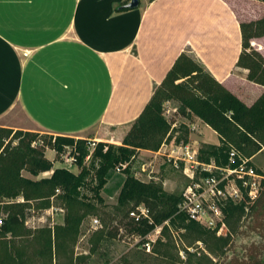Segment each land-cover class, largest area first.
Masks as SVG:
<instances>
[{"label":"crops","instance_id":"0c3cea01","mask_svg":"<svg viewBox=\"0 0 264 264\" xmlns=\"http://www.w3.org/2000/svg\"><path fill=\"white\" fill-rule=\"evenodd\" d=\"M130 2L0 0V127L119 143L183 53L247 106L264 94L237 65L260 1ZM251 45L264 56V37ZM195 119L191 137L207 128L219 144Z\"/></svg>","mask_w":264,"mask_h":264},{"label":"trees","instance_id":"16d2710c","mask_svg":"<svg viewBox=\"0 0 264 264\" xmlns=\"http://www.w3.org/2000/svg\"><path fill=\"white\" fill-rule=\"evenodd\" d=\"M241 32L243 49L237 65L248 70L250 82L264 87V56L251 45L253 39L264 37V17L242 23ZM163 98L179 101L178 111L183 117L194 115L219 134L221 145L200 151L199 159L203 162L214 160L218 165L226 166L233 148L243 150L254 146L256 154L264 147V94L252 106H247L202 65L183 53L121 145L98 142L89 166L85 164L90 154V143L86 139L0 127V243L9 234L12 237L18 235L24 225L28 203L39 199L48 202L57 190L65 201H77L86 198L82 192L85 188H90L101 201L100 194L109 191L107 186L111 181L115 182L114 191H119V204L130 205L123 218L126 222L120 221L119 228L129 236L139 237L142 243L157 228H165L166 223L180 221L189 228L198 227V222L180 212L182 194L168 193L162 183L142 182L132 171L137 153L140 150L158 151L170 131L171 123L163 117ZM68 149L75 156L74 165L80 169L78 173L65 167L54 168L55 163L64 162ZM47 150L55 152L54 160L46 156ZM122 165L126 167L122 169ZM118 167L121 168L120 175L116 174ZM51 171L49 177L37 179ZM23 172L34 179L25 177ZM258 173L264 177V173ZM18 197L23 203L16 201ZM141 205L149 209L150 218L136 221L130 217V212ZM258 210L264 213V179L255 202H249L244 195L240 201L230 200L223 207L229 223H239L246 211L253 216ZM109 234L115 238L118 233L109 231ZM5 259L0 260V264H9V259ZM253 264L264 262L256 260Z\"/></svg>","mask_w":264,"mask_h":264},{"label":"rangeland","instance_id":"374dc122","mask_svg":"<svg viewBox=\"0 0 264 264\" xmlns=\"http://www.w3.org/2000/svg\"><path fill=\"white\" fill-rule=\"evenodd\" d=\"M248 4L253 12H261L264 8L262 2ZM179 106V101L163 98V117L171 123V128L160 149L156 151L160 154L155 156L140 150L132 163V171L137 179L145 183H162L165 191L174 194H182L190 182L184 174V161L177 159L184 156L185 149L189 147L196 151L199 158L200 151H208L211 147L221 145V138L220 143L216 144L214 132L207 128L204 132L199 130L197 136L191 137L196 131L190 127V121L192 119L195 122L196 116L183 117L178 111ZM33 132L49 135L39 129ZM203 135L204 139L200 140ZM121 143L122 141L111 144ZM92 149L89 147L90 158H86V166L91 163ZM254 150V146L237 149L243 157L251 160L257 172L264 173V147L256 154ZM46 156L50 160L55 158V154L50 150L46 151ZM59 167H65L75 173L80 172V169L71 163H55L54 168ZM51 174L52 171L43 173L37 179L49 177ZM116 174L122 173L116 171ZM23 175L33 178L27 172H23ZM165 178L170 180L171 184L164 185ZM114 186L115 182L111 181L107 186L109 191L101 192V201L90 188H85L82 192L86 198L77 201H65L59 196L60 192H56L48 202L39 199L28 203L24 225L18 230V235L12 237L9 234L2 238L0 260L8 258L9 264H253L256 260L264 262L263 211L258 210L253 216L246 211L239 223H229L225 218V225L220 229H210L202 224L189 228L186 223L180 221L175 224L166 223L165 228L159 227L158 231L150 235L151 247L148 250L143 247L144 243L140 238L129 236L124 229L119 228L122 225L120 221L126 222L123 218L130 205L119 204V191H114ZM16 201L23 203L21 197ZM95 220L99 223L95 224ZM109 231L118 234L113 238Z\"/></svg>","mask_w":264,"mask_h":264},{"label":"built area","instance_id":"2783aa9c","mask_svg":"<svg viewBox=\"0 0 264 264\" xmlns=\"http://www.w3.org/2000/svg\"><path fill=\"white\" fill-rule=\"evenodd\" d=\"M96 144H89V147L93 148L92 152ZM185 150L184 156L177 159L184 161V174L190 182L182 193L183 200L179 208L190 220L210 229H220L225 225L223 207L226 202H238L244 195L251 203L259 198L264 177L256 171L251 160L243 157L236 149L230 151L229 164L226 166L218 165L214 160L203 162L198 158L196 151L189 147ZM172 152L174 153V150ZM63 161L74 165L75 156L71 154L70 149L64 154ZM125 167L126 165H122L121 168ZM121 168L118 167L117 172H120ZM130 217L139 221L141 218H150V212L146 206L141 205L130 212ZM98 223L99 221L95 220V224ZM157 229L155 231H158ZM151 234L145 238L143 244L148 250L151 247Z\"/></svg>","mask_w":264,"mask_h":264},{"label":"water","instance_id":"95a60500","mask_svg":"<svg viewBox=\"0 0 264 264\" xmlns=\"http://www.w3.org/2000/svg\"><path fill=\"white\" fill-rule=\"evenodd\" d=\"M140 4V0H131V2L127 5L128 8H137Z\"/></svg>","mask_w":264,"mask_h":264}]
</instances>
